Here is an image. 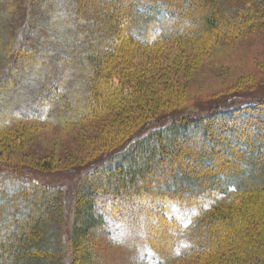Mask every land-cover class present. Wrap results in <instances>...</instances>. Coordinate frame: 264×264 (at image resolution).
<instances>
[{"label": "trees", "instance_id": "obj_1", "mask_svg": "<svg viewBox=\"0 0 264 264\" xmlns=\"http://www.w3.org/2000/svg\"><path fill=\"white\" fill-rule=\"evenodd\" d=\"M70 1L91 69L79 119L63 125L110 116L113 135L76 182L64 248L55 239L66 223L64 188L17 176L0 161V264L61 257L94 264L90 235L111 218L139 224L147 248L166 264H264V98L161 121L165 106L184 107L182 96L153 99L144 63L130 58L168 47L196 56L250 52L264 44V0ZM35 2L49 5L45 15L55 8L52 0ZM23 49L17 56L30 64L32 51ZM16 74L0 85V99ZM123 75L126 84L117 80ZM45 89L36 109L60 100ZM103 197L112 202L106 213Z\"/></svg>", "mask_w": 264, "mask_h": 264}, {"label": "rangeland", "instance_id": "obj_2", "mask_svg": "<svg viewBox=\"0 0 264 264\" xmlns=\"http://www.w3.org/2000/svg\"><path fill=\"white\" fill-rule=\"evenodd\" d=\"M35 1L0 0V85L17 70L0 99V130L5 129L0 132V161L5 170L17 176L64 188L66 223L55 236L64 248L71 233L76 182L102 159L106 149L100 145L113 135V122L112 117L102 115L78 126L63 125L77 121L85 104L86 76L91 69L80 56L85 37L76 18L69 16L70 0H52V16L43 14L48 4L37 7ZM23 48L32 51L30 64L17 56ZM134 57L130 58L135 65L144 63L155 85L149 96H182L184 107L177 110L172 104L165 106L160 110L161 121L264 98V44H256L250 52L241 48L211 56L168 47ZM124 78L117 76L126 84ZM44 89L60 100L51 103L49 99L50 103L36 109ZM19 113L24 116H16ZM253 155L257 157V152ZM103 200L104 213L109 212L112 202L108 197ZM173 213L185 212L175 209ZM113 219L90 235L94 264H166L147 248L139 224L126 218L118 225ZM59 264H67L66 259L61 257Z\"/></svg>", "mask_w": 264, "mask_h": 264}]
</instances>
